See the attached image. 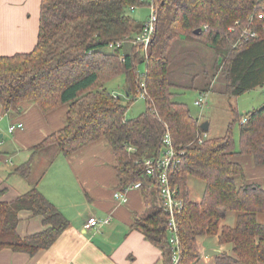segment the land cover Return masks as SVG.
I'll return each mask as SVG.
<instances>
[{"label":"trees","instance_id":"obj_1","mask_svg":"<svg viewBox=\"0 0 264 264\" xmlns=\"http://www.w3.org/2000/svg\"><path fill=\"white\" fill-rule=\"evenodd\" d=\"M154 2L157 30L145 58L134 46L110 50L109 45L137 36L143 23L133 12L150 8L151 0H41L34 50L0 56V108L2 115L19 116L26 104L35 105L44 115L68 106L66 125L30 148V158L14 173L28 179L36 157L52 146L69 156L106 141L115 157L117 187L123 191L142 185L146 211L137 216L133 229L162 252L157 264H173L168 215L160 208L158 188L144 165L162 153L163 137L169 130L180 156L170 182L185 203L177 214L182 252L177 264H200L201 242L211 237L217 240L214 249L221 252L213 258L214 264H264V224L258 220L264 215V184L248 180L244 165L264 167V105L248 112L244 124L232 109L234 118L225 134L204 138L188 105L174 101L173 88L184 86L172 80V54L185 41L194 44L195 52L205 47L214 53L212 66L204 67L207 86L201 92L211 91V74L216 77L219 72L229 99L264 89V0ZM246 28L258 37L242 39ZM144 63L150 100L144 113L127 119L131 102L124 104L105 85L124 75L125 99L135 97L138 65ZM236 123L238 146L233 133ZM191 179L205 184L196 201L190 198ZM21 211L42 217L49 227L21 238L17 233ZM229 212L238 214L234 227L222 224ZM68 227V220L37 186L10 204L0 202V251L34 256L51 248Z\"/></svg>","mask_w":264,"mask_h":264},{"label":"crops","instance_id":"obj_2","mask_svg":"<svg viewBox=\"0 0 264 264\" xmlns=\"http://www.w3.org/2000/svg\"><path fill=\"white\" fill-rule=\"evenodd\" d=\"M41 0H0V56L31 53L38 41ZM68 106L44 115L26 104L19 116L2 115L0 108V202L10 204L34 186L68 220L69 227L55 244L31 256L10 249L0 251V264H157L162 252L133 229L137 216L146 211L142 190L127 193V202L115 199V157L106 141H97L81 151L64 156L56 146L35 159L28 179L14 170L31 155L30 148L66 125ZM22 123L23 131L10 134L9 127ZM211 128V127H210ZM7 134L12 135L8 136ZM255 181L254 174L251 173ZM110 224L84 230L92 218ZM17 233L25 238L49 226L30 211L19 213ZM208 250H217L206 248ZM213 260V258H207Z\"/></svg>","mask_w":264,"mask_h":264},{"label":"rangeland","instance_id":"obj_3","mask_svg":"<svg viewBox=\"0 0 264 264\" xmlns=\"http://www.w3.org/2000/svg\"><path fill=\"white\" fill-rule=\"evenodd\" d=\"M150 14L151 10L147 6L139 8L133 12V16L143 24L148 21ZM127 44L133 46L131 43H126L123 49ZM194 48V44H190L185 41L179 42L174 48L172 55L175 57V61L172 67V80L179 85L184 86L183 88H173V92L175 93L174 101L186 103L191 111V114L198 120L200 125L206 122L210 123L211 128L208 133H205L208 137H220L225 134L229 123L232 122L234 118L232 109H236L240 118L244 119L248 112L258 109L264 105V89L258 88L246 93L243 96L229 99L225 95V79L222 74L219 72L216 77H213L212 73V87L210 91L211 93L207 99V105L203 108L195 106V102L201 98V89H204L207 86V79L203 73L204 67L212 66L214 53L205 49V47H203V50L198 49L201 51L197 50L196 52L194 51ZM137 71L141 75L145 74L146 64H139ZM105 88L114 95L119 96L124 104H129L131 102V106H129L126 113L127 119L136 118L146 111L147 105L144 100H138L136 102L133 100L134 96L125 99L127 85L124 75H120L116 79L108 82L105 85ZM238 129L239 124L236 123L233 128V133L237 146L239 142ZM8 136L10 137L12 135L7 134V137ZM244 165L248 180L253 178L251 176L253 171L254 179H256V181L264 180V167H256L251 163H245ZM189 188L191 200L196 201L201 198L205 184L199 180L191 179L189 182ZM237 215V213H227L226 219L222 222V224L234 227ZM258 220L260 223L264 224V215H259ZM201 244L206 248H218L215 237L207 238V240H203ZM201 259L202 262L200 264H214L213 260L205 261V259Z\"/></svg>","mask_w":264,"mask_h":264},{"label":"built area","instance_id":"obj_4","mask_svg":"<svg viewBox=\"0 0 264 264\" xmlns=\"http://www.w3.org/2000/svg\"><path fill=\"white\" fill-rule=\"evenodd\" d=\"M151 1V14L148 21L143 24V29L137 34L134 39L111 43L109 45L110 50L121 49L126 43H131L135 47L137 53L144 56L145 58H148L149 48L155 36L158 22V5L154 2V0ZM261 18L264 19V13L261 15ZM252 25L253 23L250 24V26ZM257 36L258 35L256 31L252 30L251 28H246L243 30L241 38L249 41L251 39L257 38ZM146 77L147 71L142 75L137 73L136 85L138 87V94L133 98V100L136 102L138 100H144L145 102H148L150 100V96L147 91ZM209 94L210 92H202L201 98L195 102V106L203 108L205 105H207ZM246 121L247 119L244 118L242 120V123L244 124ZM23 129L24 125L22 123H19L17 125H12L9 128V132L14 133L17 130ZM203 136L205 138L207 135L203 133ZM162 143V153L155 159L146 160L144 165L146 175L154 179V182L158 188L160 208L168 215L167 229L169 232L170 243L172 244L173 264H177L182 254L180 241L177 234V214L183 211L185 203L183 200L177 198L176 190H174L171 186L170 173L180 163V156L177 155V151L174 147L173 139L169 130L165 133ZM141 186V183H137L126 188L123 191L120 190L115 194V199L118 200L121 204H125L127 202V193L131 190H141ZM111 221L112 216H109L104 220L92 218L86 222V224L84 225V230L89 231L100 229L102 226L110 224ZM200 252L201 258L207 259L206 249L204 246H202V244Z\"/></svg>","mask_w":264,"mask_h":264},{"label":"water","instance_id":"obj_5","mask_svg":"<svg viewBox=\"0 0 264 264\" xmlns=\"http://www.w3.org/2000/svg\"><path fill=\"white\" fill-rule=\"evenodd\" d=\"M194 34H198V31H195ZM201 130L204 133H208L210 130V123L206 122V123L202 124ZM220 255H221V252L219 250H208L206 252V258H216V257H219Z\"/></svg>","mask_w":264,"mask_h":264}]
</instances>
